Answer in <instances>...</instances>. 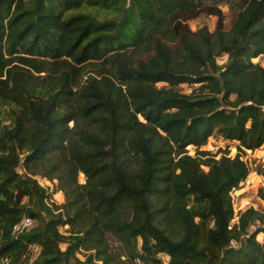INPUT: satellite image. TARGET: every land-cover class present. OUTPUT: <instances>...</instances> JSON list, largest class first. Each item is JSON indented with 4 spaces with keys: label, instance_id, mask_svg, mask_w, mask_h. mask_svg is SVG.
I'll list each match as a JSON object with an SVG mask.
<instances>
[{
    "label": "trees",
    "instance_id": "16d2710c",
    "mask_svg": "<svg viewBox=\"0 0 264 264\" xmlns=\"http://www.w3.org/2000/svg\"><path fill=\"white\" fill-rule=\"evenodd\" d=\"M0 107V264H264V0H0Z\"/></svg>",
    "mask_w": 264,
    "mask_h": 264
},
{
    "label": "rangeland",
    "instance_id": "374dc122",
    "mask_svg": "<svg viewBox=\"0 0 264 264\" xmlns=\"http://www.w3.org/2000/svg\"><path fill=\"white\" fill-rule=\"evenodd\" d=\"M231 5H223L224 8V24L225 28H230L233 19L235 17V7ZM89 9V8H88ZM91 11H95V9L90 8ZM109 12L106 11H97L100 19L111 18L112 15L108 14ZM124 13L121 17L123 18ZM218 22V18L215 16H201L195 22L191 21V25L193 29H197L202 25H208L210 29H215ZM261 61V58H255L254 62ZM219 62L221 64L226 62V58H219ZM163 85V84H162ZM181 88L185 92H190L192 88L184 84ZM0 122L2 127L11 126L12 125V117L10 115V111L8 108L0 107ZM190 154L195 155L194 147H188ZM204 150H209L212 153H217L218 157L224 152L229 151V156L235 157L237 154H241L242 158L249 164L252 168V172L247 177L245 181H243L240 186L232 191V198H233V206L235 209V218L232 220V224L237 222L239 219V213L248 209V208H255L257 210L264 211V199L259 196L260 188H264V176L258 173L260 167L264 168V144L257 150H245L244 152H240L237 148V142H231L228 140L223 139L222 137L219 138H212L209 139L208 143L203 147ZM81 180H85V177L81 175ZM41 184L43 186H49L50 189H54L55 186L49 185V181L46 179L40 178ZM54 200L58 203L64 202V195L62 192H57L54 194ZM65 231V227L62 228ZM261 242H264V233L260 232L257 237ZM66 245H63L65 247ZM39 252V248H34V253L37 255ZM82 257V256H81ZM164 261H167V257H163Z\"/></svg>",
    "mask_w": 264,
    "mask_h": 264
},
{
    "label": "built area",
    "instance_id": "2783aa9c",
    "mask_svg": "<svg viewBox=\"0 0 264 264\" xmlns=\"http://www.w3.org/2000/svg\"><path fill=\"white\" fill-rule=\"evenodd\" d=\"M34 225V220L31 217H24L14 226V232H23Z\"/></svg>",
    "mask_w": 264,
    "mask_h": 264
}]
</instances>
